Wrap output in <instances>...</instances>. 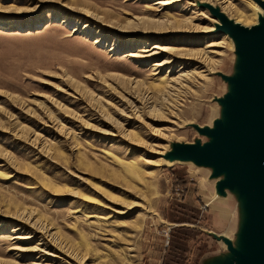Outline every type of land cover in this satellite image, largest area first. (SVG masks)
I'll return each mask as SVG.
<instances>
[{"label":"rangeland","instance_id":"rangeland-1","mask_svg":"<svg viewBox=\"0 0 264 264\" xmlns=\"http://www.w3.org/2000/svg\"><path fill=\"white\" fill-rule=\"evenodd\" d=\"M232 1V19L251 14L248 0ZM211 7L0 0V264L226 258L215 235L238 237L237 194H217L213 168L167 165L160 153L168 140L205 143L195 126L224 121L221 99L232 86L221 74L239 72L229 36L211 54L220 59L212 72L175 92L156 80L194 70L207 43L223 40L210 31ZM155 45L167 51L130 56ZM165 57L171 63L153 71Z\"/></svg>","mask_w":264,"mask_h":264},{"label":"water","instance_id":"water-1","mask_svg":"<svg viewBox=\"0 0 264 264\" xmlns=\"http://www.w3.org/2000/svg\"><path fill=\"white\" fill-rule=\"evenodd\" d=\"M264 9V0H256ZM220 32L237 40L239 72L221 74L232 86L221 102L224 121L213 127L195 128L210 139L205 143L174 145L169 158L213 168L212 177L220 196L227 190L237 194L241 204L238 245L223 234L215 235L229 250L215 264H264V15L251 27L235 23L218 8Z\"/></svg>","mask_w":264,"mask_h":264},{"label":"bare ground","instance_id":"bare-ground-1","mask_svg":"<svg viewBox=\"0 0 264 264\" xmlns=\"http://www.w3.org/2000/svg\"><path fill=\"white\" fill-rule=\"evenodd\" d=\"M173 2L178 1V0H172ZM195 2H200V0H194ZM202 1H208L210 5H212L213 7L218 8L222 13H224L225 15H227L231 20H233L235 23L237 24H241L243 26H247V27H251L253 25H257L260 23V19L261 17L264 15V9L259 5V3L256 0H248L247 1V6L249 8H253V10H251V14L250 15H244V13L242 14L241 11L237 10L236 13H238L239 17H238V21L241 22H237L235 19H232L231 14L229 13L231 11V9L234 8V4L232 0H202ZM168 3H170V1H160V2H156V5H159L160 7H163L164 5H168ZM158 8V7H157ZM186 8V7H185ZM236 9V8H235ZM159 10V9H156ZM258 15V16H257ZM193 17H191L190 19H188V23H193ZM215 19H217L218 21H214V24L210 27V31H215L216 33H219V26L221 25V20L218 17H215ZM243 23V24H242ZM222 35H226L223 37V40L221 42H208L207 46L205 47L206 49L202 50L200 53H198L197 58H195V60L197 59L201 65L197 66L194 70H191L190 72H181L178 76L175 75H165L162 76V78H156L157 81L160 82V85H162L165 89H167L168 91H178L180 89H182L185 85V82L188 81L187 79L189 77L193 78V79H197L196 77L198 75H202L204 72H212L215 69V66L219 63L218 59H215L214 56H211V54H216V55H221L222 53L215 51L214 48L216 47H220L223 46L226 43V39L229 36L230 39L232 40V45L235 47L237 40L234 36H232L229 32H222ZM98 41V40H96ZM211 48V49H210ZM167 51V48H162L158 45L153 46L152 48L149 47H145L141 50V52H133L130 54V56H134V57H149L152 55H158L161 54L163 52ZM153 57V56H152ZM195 57V56H194ZM171 63V60L169 57H165L164 60L162 61H157L154 62L152 64V70L156 71L158 68L163 67L166 64ZM151 74L155 75L156 72H153ZM205 77V75H204ZM210 139V138H209ZM168 144L163 145L161 148V155L163 156V163L170 165L176 161H182V160H176V159H171L169 158V154L173 152L174 150V145L171 144V142L168 140L167 141ZM109 156L111 158H115L113 157L111 154H109ZM117 159V158H115ZM192 161V160H189ZM222 177V176H221ZM217 178V181L221 178ZM218 194V193H217ZM219 195V194H218ZM92 203L97 204V205H101V203L96 200L93 199ZM107 217H103L102 220H106ZM19 229V228H18ZM229 238H231L235 244V246L238 245L237 243V237L236 238H232V236H228ZM20 239V237H18ZM27 238V237H26ZM29 238V237H28ZM25 250V249H24Z\"/></svg>","mask_w":264,"mask_h":264},{"label":"crops","instance_id":"crops-1","mask_svg":"<svg viewBox=\"0 0 264 264\" xmlns=\"http://www.w3.org/2000/svg\"><path fill=\"white\" fill-rule=\"evenodd\" d=\"M217 260H218V257H210L209 259L204 260L202 264H215Z\"/></svg>","mask_w":264,"mask_h":264}]
</instances>
